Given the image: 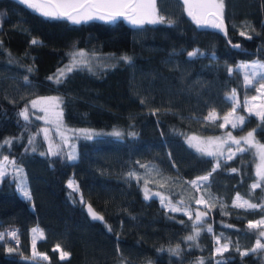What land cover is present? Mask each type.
<instances>
[{
	"label": "trees",
	"instance_id": "1",
	"mask_svg": "<svg viewBox=\"0 0 264 264\" xmlns=\"http://www.w3.org/2000/svg\"><path fill=\"white\" fill-rule=\"evenodd\" d=\"M154 8L163 22L81 18L74 24L0 0V156L21 166L30 196L18 193L9 173L0 177V264H264L250 250L257 232L249 223L264 216V179L251 186L254 152L243 147L232 159L213 158L184 140V134L250 129L264 140L263 120L242 108L246 120L238 129L220 127L233 105L228 95L235 90L240 102L255 92L235 65L264 59V0H220L224 34L197 27L183 0H155ZM77 50L111 60L71 65L73 71L55 76ZM195 50L201 55L190 58ZM48 95L60 96L67 126L116 128L120 135L78 138L71 160L41 152L38 122L19 112ZM204 176L199 186L191 183ZM144 183L191 209V218L165 209L155 196L145 199ZM235 194L258 206L232 205ZM86 202L102 222L85 214ZM195 208L203 210L202 224L192 221ZM31 226L42 231L34 243L42 257L30 252ZM197 230L199 237L188 240ZM217 242L228 249L215 253Z\"/></svg>",
	"mask_w": 264,
	"mask_h": 264
},
{
	"label": "rangeland",
	"instance_id": "2",
	"mask_svg": "<svg viewBox=\"0 0 264 264\" xmlns=\"http://www.w3.org/2000/svg\"><path fill=\"white\" fill-rule=\"evenodd\" d=\"M141 3L144 5V8L141 10V15L138 17L143 19L145 22L148 23L147 20L151 19H158L159 16L157 15L154 6L149 4V0H140ZM185 7L188 12V0L185 2ZM33 3L38 5L40 10L44 9L40 3H36L32 0ZM220 7V0H199L198 6V14L202 18L203 15L209 11L213 10L215 12H219ZM32 9V8H30ZM33 10V9H32ZM40 10H35L40 12ZM130 23V22H129ZM132 24V23H130ZM80 52L84 53V56L81 57L79 55ZM99 54H88L83 50L73 51L70 54L69 61L66 65H62L56 72L55 76L60 75L59 70L63 69L64 71L68 69L71 65H87L91 67V65L99 66L103 65L104 62L111 60V58H105V56ZM75 58V62H74ZM264 64V59H249L244 61H238L235 65V68L241 74L242 84L243 85H253L255 88V92L252 95L244 96L240 102L235 99V95L230 93L228 97H231L233 102L232 107L220 116V127L226 128L229 127L231 129H238L242 124L240 123L239 117L243 116L245 118L246 115L241 114L238 109L242 108L244 113L252 115L256 118V120H262L261 114L264 113V68L259 67L258 65ZM247 66V67H246ZM247 78V79H246ZM250 81V83H249ZM255 97V99H253ZM36 102L33 104V102ZM60 96L58 95H48V96H39L34 97L29 102L28 108H21L20 112L27 110V115L31 118L32 122H38V129L39 135L44 143V148H42L41 152H59L61 153L66 159H69L70 156L74 157V147L75 142L78 138L84 137H92L94 135H115V133H120V130L116 128H112L109 130L97 129L92 127H82V126H67L62 118L60 112ZM235 109V111H233ZM227 117V120L225 119ZM246 120V118H245ZM233 123L237 125L236 128H233ZM223 125V127H222ZM262 127L264 130V120L262 123ZM255 132L254 129H250L247 131H242L241 133H233L230 131H223L220 134H212V135H198V134H184L185 142L192 147L193 149L206 154L208 152H212L211 155L213 158L220 157L224 159H228L229 156H232L235 152L240 151V148L247 147L250 148L254 152L255 156V163L254 169L256 172V178L254 182L251 183V186L255 183H258V179L264 177V149L261 148V145H264V140L260 141L256 134L254 133L252 137H249L248 133ZM231 133V135H229ZM264 137V136H263ZM240 140V145L237 146L233 140ZM199 149V150H198ZM4 173H9L17 187L18 193L22 196L27 198L22 191H20L21 185L26 187L25 177L23 170L19 164H17L11 157L7 156H0V177ZM260 173V175H258ZM192 181L200 182L201 180L196 178ZM71 182V177H68L66 183L69 184ZM74 188V185L72 184ZM27 190V187H26ZM140 190L145 197L147 194L155 196L159 199V202L163 207L167 210H172L173 208L177 209L176 211H180L183 213H190L191 209H187L181 204H177L173 202L166 194L161 193L157 190H152L147 187V185L141 184ZM28 192V191H27ZM237 194L233 196L232 205L234 202L236 205L242 203L243 200H246L242 197L237 199ZM197 201H201L197 203ZM196 204L201 206L204 204V200L198 198ZM247 206L243 207L246 208ZM173 211V210H172ZM193 212L197 215L198 213H203V210L199 208L193 209ZM197 217V216H196ZM196 217L192 218V221H196ZM204 217V213L200 218ZM264 220V216H261L255 220L250 221V223L256 224L257 226L254 227L257 232V238L254 240L252 247L250 250L257 251L260 255L262 262L264 263V235H261L264 232V224H257L258 221ZM33 229H37V231H33ZM42 231L38 227L31 226L29 228V247L30 252L33 255L42 257L43 254L40 252H36L34 250V243L35 241L40 238ZM260 242L261 246L258 247L257 242ZM224 244L216 243L214 247V252L217 253V249H223ZM220 252V251H219ZM62 256V253H59Z\"/></svg>",
	"mask_w": 264,
	"mask_h": 264
},
{
	"label": "snow or ice",
	"instance_id": "3",
	"mask_svg": "<svg viewBox=\"0 0 264 264\" xmlns=\"http://www.w3.org/2000/svg\"><path fill=\"white\" fill-rule=\"evenodd\" d=\"M18 3L21 4H25L27 7L32 8L33 10H40V8H38V5L33 3L32 0H17ZM185 2H187V0H185ZM49 4L55 5V9H58L59 11L53 10V11H47V10H40V14L45 16V17H51L53 19H61V18H66L67 20L71 21L74 24H80L82 22L81 18H79L80 15L84 14L86 15V19L90 20V19H101V20H106L108 22H114L115 19L118 16L121 15H125L126 13L128 14V19L129 22L132 23L133 25H142L145 21L143 19L138 18L141 15V10L144 8V5L140 2V0H48ZM149 4L151 6H154L155 4V0H149ZM69 9H71L72 11H69ZM82 9H87L86 13H81L80 10ZM91 9H95L97 11H102L103 14L102 15H93ZM72 12H76L77 15H73ZM191 15V13H189ZM86 22V21H85ZM148 23H159V22H163V17H159L158 19H151L149 18L147 20ZM171 23V22H169ZM214 27L216 28H221V24H216L214 25ZM242 35L244 33H241ZM249 39H251V37H248ZM33 43H37V41H33ZM237 47H239V45H236ZM79 55L81 57L84 56L83 52H80ZM198 55H201V53H199V50H195L192 52L188 53V56L190 58L192 57H196ZM214 58V57H213ZM122 59L125 62H129L130 63V58L129 57H122ZM74 62H75V58H74ZM261 68H264V64L258 65ZM247 67V66H246ZM238 70V69H237ZM68 71H73V67L69 66L68 67ZM233 71L230 69V72ZM60 72V77H64L65 73L64 70L61 69L59 70ZM60 77L56 78V82L60 83ZM49 79H53V77H49ZM247 79V78H246ZM250 83V81H249ZM262 87H264V85H262ZM235 95V90H233V96ZM228 99H231V97H228ZM253 99H255V97H253ZM36 102L34 101L33 104H35ZM233 111H235V109H233ZM21 116H23L25 118V120L28 119V115H27V110L22 111L20 113ZM213 115V114H210ZM261 118L262 120H264V113L261 114ZM227 120V117L225 118ZM240 123L243 124L245 122V118L243 116L239 117ZM233 128H236L237 125L235 123H233ZM223 127V125H222ZM253 132L248 133L249 137L253 136ZM115 135H120L119 133H115ZM133 135H135V133H133ZM229 135H231V133H229ZM233 142L239 146L240 145V140H233ZM29 143L31 144L32 141L30 140ZM261 148L264 149V145H261ZM199 150V149H198ZM240 151H244L243 148H240ZM207 155L211 156L213 155L212 152H208ZM232 156H229L228 159H232ZM69 159H74V157L70 156ZM219 162H217V167H219ZM213 171H215V168L213 169ZM233 172L236 171L235 168L232 169ZM209 175H211V173H209ZM258 175H260V173H258ZM208 176H204V177H200L198 179L200 180H208ZM262 179H264V177H262ZM193 185L199 186L197 184V181H192L191 182ZM259 184L255 183L252 185V187L255 189L256 187H258ZM69 187H73L72 186V182H69ZM20 191L23 192V194L25 196H29V193L26 190V187L21 185L20 187ZM73 191H77L76 188H73ZM30 198V196H29ZM145 199H149L148 195H145ZM237 199L239 200L240 197L239 195L237 196ZM201 201H197V203H200ZM235 206L238 207H245L247 206L248 208H256L258 205L255 203H249L247 200H243L242 203L236 205L234 202ZM173 211H176L177 209L173 208ZM89 212L90 214L93 216V219H102L101 217L97 216L94 212H92V209L89 208ZM185 215H189L190 213L186 212ZM203 215V213H198L197 217H196V223L197 224H202L203 222L201 221L200 217ZM191 218V216H190ZM257 224H264V220L262 221H258ZM256 224L253 223H249V228H253L256 227ZM209 232H212L213 229L211 227H209L207 229ZM33 231H37V229H33ZM41 235H43L41 233ZM200 235V231L197 230L195 232L194 235H189L187 237L188 240L190 241H195ZM261 235H264V232L261 233ZM11 236L13 238H16L17 233L16 232H12ZM3 240V234H0V241ZM219 242V241H218ZM258 247L261 246L260 242H257ZM229 247L228 244H224L223 245V250H227ZM35 248V245H34ZM57 249H59V246H57ZM12 249L9 248V251H11ZM170 253H172L173 255H179V250L178 249H170L169 250ZM217 251H221V249H217ZM247 253H242V255H246ZM67 253H62V258L64 256H66ZM201 264H203V262L201 261ZM217 264H221V262H217Z\"/></svg>",
	"mask_w": 264,
	"mask_h": 264
},
{
	"label": "water",
	"instance_id": "4",
	"mask_svg": "<svg viewBox=\"0 0 264 264\" xmlns=\"http://www.w3.org/2000/svg\"><path fill=\"white\" fill-rule=\"evenodd\" d=\"M36 3H40L41 6L46 9L47 11H59L58 9H55V5L49 4L48 0H33ZM141 2V1H140ZM198 6H199V0H188V17L189 19L197 26L202 28H213L215 31L224 34V23L222 20V17L220 15V12H215L213 10L207 11L203 17L201 18L198 14ZM69 11H72L69 9ZM87 9L80 10L81 13H86ZM93 15H102V11H97L95 9H91ZM191 13V15L189 14ZM73 15H77L76 12H72ZM79 18H86V15L82 14L79 16ZM66 19V18H64ZM115 20H121V21H129L128 14L118 16ZM221 24V28H216L214 25ZM237 44H231L230 47L237 49ZM83 211L85 214L93 221L96 222H102V219H93V216L89 212V208L92 209V212H94L97 216L101 217L92 207L89 203H83L82 205ZM102 218V217H101Z\"/></svg>",
	"mask_w": 264,
	"mask_h": 264
}]
</instances>
